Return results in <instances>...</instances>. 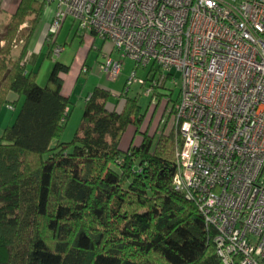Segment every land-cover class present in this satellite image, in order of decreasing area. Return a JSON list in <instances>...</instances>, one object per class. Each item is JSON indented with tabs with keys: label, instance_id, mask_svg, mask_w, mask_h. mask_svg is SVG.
I'll use <instances>...</instances> for the list:
<instances>
[{
	"label": "trees",
	"instance_id": "trees-1",
	"mask_svg": "<svg viewBox=\"0 0 264 264\" xmlns=\"http://www.w3.org/2000/svg\"><path fill=\"white\" fill-rule=\"evenodd\" d=\"M45 6L21 0L0 39V110H14L9 93L24 100L0 136V264H223L214 231L174 190L175 134H161L154 148L145 132L139 146L120 148L128 128L139 133L144 123L138 97L110 111L111 91L96 87L74 139L61 142L71 104L61 75L70 67L56 62L45 86L27 68ZM26 22L14 60L12 42Z\"/></svg>",
	"mask_w": 264,
	"mask_h": 264
},
{
	"label": "built area",
	"instance_id": "built-area-1",
	"mask_svg": "<svg viewBox=\"0 0 264 264\" xmlns=\"http://www.w3.org/2000/svg\"><path fill=\"white\" fill-rule=\"evenodd\" d=\"M59 57L68 19L109 42L101 70L159 95L178 136L174 190L204 217L223 264H264V0H46ZM17 47V46H16ZM119 55L114 59V53ZM181 74V89L173 73ZM13 110L12 107H9Z\"/></svg>",
	"mask_w": 264,
	"mask_h": 264
},
{
	"label": "rangeland",
	"instance_id": "rangeland-1",
	"mask_svg": "<svg viewBox=\"0 0 264 264\" xmlns=\"http://www.w3.org/2000/svg\"><path fill=\"white\" fill-rule=\"evenodd\" d=\"M45 8L54 9L56 8V4L46 5ZM9 23L10 18L0 20V39L6 33ZM28 30H30V24L28 22L19 29L16 38L12 42V57L13 54L17 56L18 53H20L25 42L23 31L27 32ZM58 43L64 46L66 50L62 52L59 57L53 56L50 59L45 57L47 54L46 49L38 58L34 69H40L39 81L43 85H46L56 62L65 60L66 63L71 64L70 75L66 84L68 92L71 91L72 93L71 104L69 107L70 115L61 135V142L69 143L74 139L75 134L80 127L85 103L89 94L93 92L96 87H106V89L112 93V96L107 102V108L109 110L121 111L126 97H138L142 113L146 114L144 123L139 129V133H137V129L133 126L128 128L121 141V149L128 150L132 145H140L143 140L142 134L145 132H148L149 136H154V148L161 134H164L165 136L175 134L176 144L178 143V136L172 122V116L168 114V107L163 100V96L159 95L155 101L152 100V97L146 96L145 90L148 88L149 83H147L146 87L134 84L131 86L127 94L125 92V84L136 68H138L137 77L144 80L149 76L148 69L137 67L134 61L127 59L122 73L115 79L110 78L107 73L101 70L100 66L105 60V57L113 54L112 45L109 42H103V40L98 37L79 32L77 24H74L71 19H68L65 22L59 34ZM4 44V42L0 43V47L4 46ZM74 58L75 62L72 66ZM118 58L119 55L117 52L114 53V59ZM82 65L83 67L81 68ZM29 67L30 69L32 68L30 65ZM173 75L176 77V82L178 84L177 86L172 87L174 90L173 99H175L181 89V74L174 72ZM23 101L24 100L21 99L16 103V109L14 111L10 110L8 106H4L0 110V136L7 126L14 123L23 105ZM11 105H13V103H11ZM130 135L131 138L128 139Z\"/></svg>",
	"mask_w": 264,
	"mask_h": 264
},
{
	"label": "crops",
	"instance_id": "crops-1",
	"mask_svg": "<svg viewBox=\"0 0 264 264\" xmlns=\"http://www.w3.org/2000/svg\"><path fill=\"white\" fill-rule=\"evenodd\" d=\"M20 2H21V0H0V20H6V19L11 18L16 13ZM54 11H55V8L54 9L45 8V10L43 12V15H42V19L39 22V24H38V26H37L32 38H31V40H30V42L28 44V47H27V56H26L27 57V61H28L27 62V68H28V70H34V71H38L39 72L38 83L41 86H45V85H43L39 81V79H40V69L35 70L34 67L37 64L38 58L43 54V52L46 49H47V54L45 55V57L50 58V59L53 57V56L49 55L48 46L46 45V37H47V34H48L49 26H50L51 21H52L53 16H54ZM65 44H67V43H65ZM65 50H66V48H65ZM20 54H21V51H20V53H18L17 56H15L13 54L12 58L14 60L18 59ZM59 62L61 64H63V65L69 66L70 70H71V64L66 63L65 60H61ZM74 62H75V58L73 60L72 66H73ZM29 65L32 67L31 69H30ZM82 67H83V65L81 66V68ZM69 75H70V71H69V73L61 75L62 79H63L62 95L64 97L68 98L70 100V102H71L72 93H71V91L68 92V88L66 87L67 79H68ZM44 78H45V76H44ZM101 88L106 89V87H101ZM8 100L11 103L20 101L19 97L16 94H14V93H9ZM85 105H86V103H85ZM15 109H16V105H14V110ZM84 109H85V107H84ZM14 110H12V111H14ZM131 135L128 137V139L131 138ZM122 150L126 151L127 149H122Z\"/></svg>",
	"mask_w": 264,
	"mask_h": 264
}]
</instances>
